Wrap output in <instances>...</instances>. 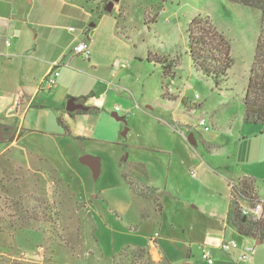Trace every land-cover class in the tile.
Instances as JSON below:
<instances>
[{"label": "rangeland", "instance_id": "374dc122", "mask_svg": "<svg viewBox=\"0 0 264 264\" xmlns=\"http://www.w3.org/2000/svg\"><path fill=\"white\" fill-rule=\"evenodd\" d=\"M64 1L90 12L85 28L108 71L104 84L124 98L118 93L113 107V96L96 98L99 115L88 120L63 114L69 135L57 124L63 109L24 120L18 113L15 123L24 131L0 140V264H207L203 251L214 264H264L263 243L227 231L237 248L224 252L223 225L213 224L226 214L228 185L245 176L264 199V132L244 122L241 100L260 12L230 0H115L101 19L111 0ZM197 15L208 17L230 45L221 90L193 69L188 55V24ZM149 55L177 60L171 76ZM202 141L216 150L206 153ZM82 155L98 159V176L80 163ZM125 163L133 175L134 165L144 164L137 175L159 192L160 215L133 197L120 175ZM138 203L149 219H140ZM155 234L167 262L136 250L148 252ZM248 248L251 259L243 260Z\"/></svg>", "mask_w": 264, "mask_h": 264}, {"label": "crops", "instance_id": "0c3cea01", "mask_svg": "<svg viewBox=\"0 0 264 264\" xmlns=\"http://www.w3.org/2000/svg\"><path fill=\"white\" fill-rule=\"evenodd\" d=\"M86 11L78 4L67 3L64 0H0V102H5L4 105L0 103V106H2V113L6 112L0 116V125L14 128V135L24 131V124L15 123L19 118L18 113L20 119L24 120L29 115L36 117L43 110H51L52 107L58 111L63 109L59 119L63 125L67 126L63 114L72 119L88 120V118L99 115L96 98L106 101V98L113 96L111 106L114 105L115 98L119 96L118 93H121L120 96L124 98L122 92L115 93L116 87L109 88L104 84L105 79L108 78V71H105L104 63L94 47V40L89 37V32L85 28L87 19L89 21L91 19L90 12ZM107 15L104 13L100 15V18L107 19ZM72 22L80 25L78 28L84 30L83 35L78 28L75 29L77 32L73 35L69 33L68 28H74L70 26ZM111 22L115 25L114 20ZM76 40H89L91 50L89 61H83L70 54V49ZM54 62H60L57 67L59 76L55 85L51 89L42 88L43 79L51 70ZM71 97L84 100L83 104L92 109L70 116L65 111V104ZM17 98L19 102L15 105ZM12 112L15 114H10ZM60 130L62 135H65L61 127ZM54 170L57 169L54 168ZM134 170L142 175L145 173L143 171L145 166L142 163L136 164ZM137 174L134 175L137 179L146 186L152 187L143 182ZM157 193L159 194L158 191ZM159 197L160 194L158 196L160 204ZM136 199L152 203L154 214H158L153 201ZM228 202L225 216L221 218L215 216L213 222L216 225L215 230H217V225H223L221 243L226 240L227 231L237 233L227 220ZM137 208L141 220H143L142 213L148 215L147 219L150 218L151 213L144 204L138 203ZM160 214L161 212L158 215ZM152 238L153 236L150 238L151 248L145 252L156 263L160 260L167 262V258L160 252L156 241L151 242Z\"/></svg>", "mask_w": 264, "mask_h": 264}, {"label": "trees", "instance_id": "16d2710c", "mask_svg": "<svg viewBox=\"0 0 264 264\" xmlns=\"http://www.w3.org/2000/svg\"><path fill=\"white\" fill-rule=\"evenodd\" d=\"M230 1L257 10L261 14L260 30L256 40L253 62L249 70L244 96L241 100L244 122L248 125L260 126L264 132V0ZM101 12L104 14L103 11ZM187 34L188 55L193 69L204 77H210L215 87L221 90L226 84L227 72L231 67L229 42L222 33L216 30L208 17H201L200 15L194 16L189 21ZM149 60L161 66L164 76H171L177 64V60L158 55H149ZM226 90L232 91V89ZM167 92L169 93V90ZM163 96L165 97L166 95ZM69 115L72 116V114ZM121 118L124 120V117ZM57 124L63 129L65 135H69V128L63 125L60 119H57ZM0 128L7 129L11 133L9 138H7L8 141H11L14 135V128L3 125H0ZM201 143L202 148L208 154L216 150L213 145L207 142L202 141ZM121 162L123 163V159ZM126 166V163L120 166V175L126 186L136 198L153 201L159 214L161 206L158 202L159 194L156 189L143 184L126 170ZM228 188L230 195L227 220L239 235L253 238L254 240L259 239L264 244V221H252L241 216L237 198L243 196L250 202L254 201L257 196L255 180L250 177H243L238 181V184L232 188L228 185ZM147 218L148 215L142 213V219L146 220ZM137 251L147 254L143 249H138Z\"/></svg>", "mask_w": 264, "mask_h": 264}, {"label": "built area", "instance_id": "2783aa9c", "mask_svg": "<svg viewBox=\"0 0 264 264\" xmlns=\"http://www.w3.org/2000/svg\"><path fill=\"white\" fill-rule=\"evenodd\" d=\"M68 31L70 33H76V30L74 28H68ZM81 34H84V30L80 31ZM70 54L72 56L79 57L83 61H89L91 56V50H90V43L89 40H76L75 44L70 49ZM60 65V62H54L51 65V70L47 73V75L44 77L43 82L44 85H41L42 88L51 89L56 82V79L59 76V73L57 71V67ZM170 92V91H169ZM19 99L17 98L15 101V105H18ZM116 111L119 109L116 108ZM200 127H203L204 131L208 130V127L205 125V121L203 119L200 120L199 123ZM190 176L195 177L196 173L194 170L190 171ZM231 188L234 185H230ZM238 198V204H239V212L240 215L243 217H246L247 219H250L252 221H264V199L256 198L254 201H248L243 196L237 197ZM158 237L157 234L153 236L151 239V242L154 243L156 238ZM237 248V244L234 240H224L221 243L220 249L224 252H229L233 249ZM253 253V249H247L244 254L242 255L243 260H250L251 255ZM202 259L207 264H214V261L210 255V252L203 251L202 253Z\"/></svg>", "mask_w": 264, "mask_h": 264}, {"label": "water", "instance_id": "95a60500", "mask_svg": "<svg viewBox=\"0 0 264 264\" xmlns=\"http://www.w3.org/2000/svg\"><path fill=\"white\" fill-rule=\"evenodd\" d=\"M114 1L115 0H111L110 2H108V4L104 7L103 11L106 12V13H110L113 9V6H114ZM90 26H93V24H91ZM84 100H78L76 98H69L67 101H66V104H65V111L68 113V114H77L79 112H88L90 111L92 108L91 107H87L85 106L84 104ZM112 116L117 119V120H120L122 121V118L117 116V113L114 112L112 113ZM0 137H1V134H0ZM187 141L190 145L194 146L197 144V141L193 135V133H190L188 136H187ZM80 163H82L83 165H86L88 167H90L92 169V171L94 172V175L95 176H98L99 174V163H98V159L92 157V156H89V155H82L79 159ZM253 239V238H251ZM255 243L257 245H260L262 244L261 240H255Z\"/></svg>", "mask_w": 264, "mask_h": 264}, {"label": "flooded vegetation", "instance_id": "af4514ba", "mask_svg": "<svg viewBox=\"0 0 264 264\" xmlns=\"http://www.w3.org/2000/svg\"><path fill=\"white\" fill-rule=\"evenodd\" d=\"M0 134H1L0 140L3 141V140H7V138H9L11 133L7 129L0 128Z\"/></svg>", "mask_w": 264, "mask_h": 264}]
</instances>
